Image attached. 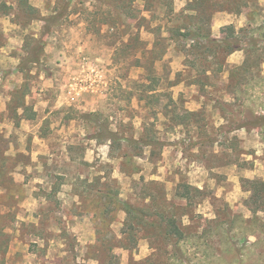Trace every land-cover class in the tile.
I'll return each mask as SVG.
<instances>
[{"label": "rangeland", "instance_id": "obj_1", "mask_svg": "<svg viewBox=\"0 0 264 264\" xmlns=\"http://www.w3.org/2000/svg\"><path fill=\"white\" fill-rule=\"evenodd\" d=\"M21 2L0 0V50L12 44L4 56L27 71L0 67V264H183L154 228H144L150 238L138 228L136 244L123 242L126 214L98 204L110 193L142 208L140 197L164 192L183 208L174 201L180 184L202 192L192 221L181 216L185 210L176 213L192 234L180 244L186 264H264V213L258 225L244 223L253 219L245 182L264 181V129L251 125L264 119V0L214 14L213 37L234 27L244 51L227 59L230 85L224 72L207 94L191 85L202 67L173 46L153 73L137 68L138 58L149 68L143 50L156 37L141 29L145 45L122 47L138 24H114V9L99 0H28L32 11ZM185 6L176 0L175 13ZM245 63L249 71L235 76ZM152 78L156 100L147 107L140 86ZM25 89L23 102L17 92ZM168 95L180 125L171 121L173 108L164 110ZM109 134L138 144L113 145ZM148 140L155 145L143 148Z\"/></svg>", "mask_w": 264, "mask_h": 264}, {"label": "trees", "instance_id": "obj_2", "mask_svg": "<svg viewBox=\"0 0 264 264\" xmlns=\"http://www.w3.org/2000/svg\"><path fill=\"white\" fill-rule=\"evenodd\" d=\"M21 8L24 6L29 10L33 8L28 7V0H22ZM101 3L107 4L109 8H113L116 16V22L114 24H133L137 22L138 24V34L133 37L130 36L128 43H124L122 40L121 46L128 48L130 42H137L139 45H145L140 41L139 30L144 29L149 34L156 37L152 49L143 54H149L151 57L150 66L147 68L143 64L141 58L137 59L136 67L142 70H147L149 72L155 71L156 64L165 57L167 51L170 47H174L180 52L187 55V64L192 67L200 65L201 70L195 77V80L191 83L193 86H198L203 94H207L208 85L211 80L215 77H219L224 74V72L229 73V85L234 78L233 71L228 70L227 59L236 52L244 51V43L237 36V32L234 27H227L224 29L226 36L223 39H216L212 35L211 23L214 14L217 12H229L236 13L240 12L241 8L248 5V0H182L185 1V8L178 15L175 13V1L176 0H99ZM137 3L143 4V10H137L134 6ZM163 16L161 21L165 24H159L154 27V24L160 22L159 17ZM143 25V26H142ZM48 31V29L46 30ZM162 33L167 34V38L162 37ZM254 47V46H253ZM146 49V47L144 48ZM161 50V51H160ZM160 52V53H159ZM36 63V62H34ZM18 68L21 73H27L25 69ZM249 71L248 65L245 63L242 67L236 68L235 76L239 77L241 73H247ZM151 74V73H150ZM149 80V79H148ZM150 81V80H149ZM158 85V80L152 78L150 81V86H140L144 91L146 96L139 97V101H145L146 106L150 107L152 102L156 100L154 96L157 92L156 87ZM176 83L169 84V88L175 87ZM233 94V93H232ZM28 93L27 89L25 91H18V99L24 102ZM204 96V95H203ZM167 99V105L164 110L176 108V103L174 102L171 95L165 97ZM149 99V101H148ZM26 113L28 112V107L25 103L19 106ZM17 109V108H16ZM171 110L173 114L172 122L176 125H180V116L176 115V109ZM167 112V116H168ZM188 116H195L194 113H187ZM28 119V118H27ZM29 119H34V116H30ZM257 122L251 124L254 127H260L264 129V119L256 118ZM260 122V123H259ZM241 128H246L242 126ZM109 138V141L114 144H119L125 142L128 145H137L135 140H119L114 138ZM98 141V139H97ZM155 143L149 140L142 143V147L152 148ZM245 185L250 186V190L247 192L251 193L250 199L248 201V210L252 214V221H246L244 223H249L252 226L259 224L258 215L264 213V181L263 180H246ZM152 186H158V184L153 183ZM179 190H183V194H179ZM161 192V191H160ZM202 192L199 189L193 188L187 184H180L177 188V194L174 197V201H184L186 204L183 208L176 206L173 202L168 201V196L163 192L157 194L158 196H152L151 194H146L140 197V206L142 208L135 207L131 202L120 200L118 194H104L99 199L98 204L101 200H105L104 209L105 212H109V208L113 205L119 211H123L127 216V221L125 223L126 229L129 232H125V238L123 242H131L136 244V232L139 228L140 231H144L143 238H150L148 231L144 228H154L157 231V236L155 239L163 241L171 247L174 248L176 252L177 260L180 263L186 264V259L182 253L180 247L181 242H188L192 234H186V227L181 226L182 217L177 216V211L185 210L181 216L188 217L192 221L193 212L190 208L193 207V202L196 197L201 196ZM149 202L146 204V202ZM150 202H157L159 205L153 210L150 207ZM256 207V208H254ZM187 208V209H186ZM257 218V219H256ZM190 229L189 227L187 228ZM209 235V234H208ZM229 245H232L230 233L225 234L224 237ZM198 244L203 243L202 238H198ZM233 246V245H232ZM121 248L129 250V246L123 245Z\"/></svg>", "mask_w": 264, "mask_h": 264}, {"label": "crops", "instance_id": "obj_3", "mask_svg": "<svg viewBox=\"0 0 264 264\" xmlns=\"http://www.w3.org/2000/svg\"><path fill=\"white\" fill-rule=\"evenodd\" d=\"M11 41V40H9ZM12 44L7 49H1L0 50V67L2 70H16L18 66V60L12 58V56H4L5 53H12L14 49L11 47ZM3 55V56H2ZM2 58V59H1ZM253 178L254 177H261V173L259 171H255V173L252 174ZM249 176V177H252ZM250 212V211H249Z\"/></svg>", "mask_w": 264, "mask_h": 264}]
</instances>
